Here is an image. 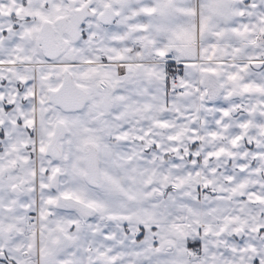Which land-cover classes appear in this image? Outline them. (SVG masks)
Here are the masks:
<instances>
[{
  "label": "snow or ice",
  "instance_id": "snow-or-ice-1",
  "mask_svg": "<svg viewBox=\"0 0 264 264\" xmlns=\"http://www.w3.org/2000/svg\"><path fill=\"white\" fill-rule=\"evenodd\" d=\"M0 264H264V0H0Z\"/></svg>",
  "mask_w": 264,
  "mask_h": 264
}]
</instances>
